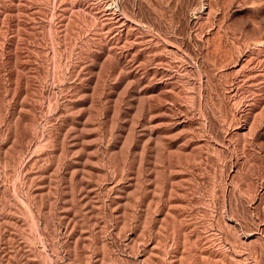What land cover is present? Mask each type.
I'll return each instance as SVG.
<instances>
[{
    "label": "rangeland",
    "instance_id": "rangeland-1",
    "mask_svg": "<svg viewBox=\"0 0 264 264\" xmlns=\"http://www.w3.org/2000/svg\"><path fill=\"white\" fill-rule=\"evenodd\" d=\"M0 264H264V0H0Z\"/></svg>",
    "mask_w": 264,
    "mask_h": 264
}]
</instances>
